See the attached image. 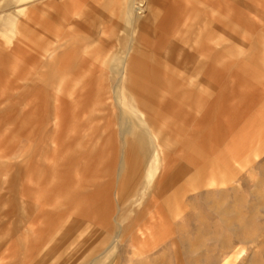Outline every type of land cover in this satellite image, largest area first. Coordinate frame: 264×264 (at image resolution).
<instances>
[{"label": "rangeland", "instance_id": "374dc122", "mask_svg": "<svg viewBox=\"0 0 264 264\" xmlns=\"http://www.w3.org/2000/svg\"><path fill=\"white\" fill-rule=\"evenodd\" d=\"M49 1L0 10V264H264V0H143L144 67L132 0Z\"/></svg>", "mask_w": 264, "mask_h": 264}, {"label": "crops", "instance_id": "0c3cea01", "mask_svg": "<svg viewBox=\"0 0 264 264\" xmlns=\"http://www.w3.org/2000/svg\"><path fill=\"white\" fill-rule=\"evenodd\" d=\"M62 1V3H65L67 1H70L72 2V8H74V15L78 18L77 20V24L76 25H80V26H85V27H89V5H86L87 7L85 8H82V10L80 11V8L77 7L76 4L80 3L81 0H54V8L57 9L59 8V5H62V3L60 2ZM48 2H50L49 0H0V10L3 14H5L4 12L6 11V7L9 6V5H15L17 7H19L20 5L22 4H30L31 6H35L36 4H39L43 7L44 10H46L47 7V4ZM60 2V3H59ZM134 1L132 0L131 2H129L127 4V2L125 3V10H121V14H123V18L126 23H127V26L125 27V29L127 30V33L125 32L123 35H117L115 34L116 33V30L114 31V29L112 28L113 31H111V33L109 34L110 37H107L109 39H114L116 38V40H114L116 42L117 45H119L118 49V53L117 54H120L121 52H125L126 50H134V53H135V57H134V63H136L137 65H139V67H144L142 66L141 64H139L140 60H144L145 62L146 61H151L152 60V57L149 56L147 53H146V48L143 47V44H144V37H143V32H146V33H149L151 35H154V36H158L160 35L161 36V33H159V30H157L155 28V26H157V21H159L160 19L156 16H153L151 14H146V16L144 17H147V21L144 22L143 21V18L140 17V11H139V14H133V17L132 18V15L129 16L128 14V8L131 7L132 3ZM100 4H103V2L101 1ZM127 4V5H126ZM134 4V3H133ZM65 5V4H64ZM96 5L98 6H102V5H99V2L96 1ZM105 10L106 9V5L105 7H103ZM61 8H59L60 10ZM134 9H135V6H134ZM26 10H28V8L26 7H22V8H18L16 10H14L12 13H9L7 14L6 16V20H7V23L4 25V26H0V33L3 35H6L8 38H13L17 35V33H20V29H19V25H20V21H18V18L21 14H24V12H26ZM115 10V9H114ZM118 10L120 11V8H118ZM104 11V10H103ZM119 11L113 13V17H116L117 18H113V19H116V20H113L114 22L118 21L119 19L121 20V18H119ZM133 13V12H132ZM93 15H97V14H93ZM141 16H143L141 14ZM91 20V19H90ZM92 21V20H91ZM93 21H98V20H94ZM133 27L134 29V34L132 36V34L130 33V27ZM97 27H101V25H97ZM164 27H167V24H162L161 23V29H163ZM125 30V31H126ZM105 35H108L107 34V30L105 32ZM153 36V37H154ZM70 37V38H69ZM67 39L64 40L63 37H61V39H59L58 41H56L58 44V47H57V50H56V54L57 56L60 54V52H63L65 51L66 49L70 48L71 50H73L75 44H76V41H75V38H74V34L73 35H70ZM126 38V39H125ZM128 38V39H127ZM169 44H172V48H174V54H176L177 56V59L180 60L179 58V51L177 52L176 48L174 47V42L172 41V36L171 37H168L167 39L165 38V43L164 45L162 46V48L160 47L159 48V53H162L164 55L165 58L169 59V57L171 59H174V56H169V55H166L165 54V50L168 49V46ZM138 51V53H137ZM161 51V52H160ZM137 53V54H136ZM140 53V54H139ZM55 54V56H56ZM144 54H147V55H144ZM123 55V54H122ZM122 55H121V58H122ZM143 55V56H142ZM147 58H149L147 60ZM114 62V65L113 67H115V64H119L121 61H119L117 59V55H113V57L111 58ZM176 59V58H175ZM176 60L175 63L180 67V68H184L186 69V62H185V59H181L180 61ZM55 61H58L57 59ZM58 64V63H57ZM58 68L60 67H63V65L61 64H58Z\"/></svg>", "mask_w": 264, "mask_h": 264}, {"label": "bare ground", "instance_id": "6f19581e", "mask_svg": "<svg viewBox=\"0 0 264 264\" xmlns=\"http://www.w3.org/2000/svg\"><path fill=\"white\" fill-rule=\"evenodd\" d=\"M136 5L138 6V7H136L135 5V9L139 12L140 10H141V8L140 7H142L143 5H144V1L143 0H136ZM134 6L132 5V10L134 9ZM131 14V13H130ZM126 58V57H125ZM118 59V58H117ZM124 63V62H123ZM177 72V71H176ZM137 97V96H136ZM137 101H138V99H137ZM140 101V100H139ZM138 101V102H139ZM130 148H132V146H130L129 147V149ZM126 157V156H125ZM123 158V157H122ZM125 163V162H124ZM127 166H128V164H127ZM122 169V168H121ZM121 171V170H120ZM154 174V168L153 167H151L149 170H148V172H147V175H146V177L149 179V178H151V176ZM147 179V180H148Z\"/></svg>", "mask_w": 264, "mask_h": 264}]
</instances>
